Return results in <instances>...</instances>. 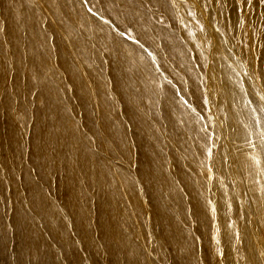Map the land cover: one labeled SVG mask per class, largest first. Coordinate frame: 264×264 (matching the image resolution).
<instances>
[{"label": "bare ground", "instance_id": "1", "mask_svg": "<svg viewBox=\"0 0 264 264\" xmlns=\"http://www.w3.org/2000/svg\"><path fill=\"white\" fill-rule=\"evenodd\" d=\"M88 2L0 0V264H258L263 6Z\"/></svg>", "mask_w": 264, "mask_h": 264}, {"label": "rangeland", "instance_id": "2", "mask_svg": "<svg viewBox=\"0 0 264 264\" xmlns=\"http://www.w3.org/2000/svg\"><path fill=\"white\" fill-rule=\"evenodd\" d=\"M82 1V4H84L86 7H88V10L90 9H93L91 6H89V2L88 0H81ZM167 3H168V6L170 8V11L169 13H166L164 12L163 10H160L156 7H152L146 3H143L144 6H146V8H148L149 10H151L154 14L155 17H158L159 15H163L164 18H165V24L169 27L172 31H174L175 33H178V30L176 27V22H177V18H176V9L173 7L172 5V2L171 0H166ZM258 1V4L259 5H262L263 8H264V0H256ZM213 18V17H212ZM214 20V19H213ZM244 21L243 17L240 18V20L237 22V25H241L242 22ZM257 25V24H256ZM255 25V26H256ZM239 29V28H238ZM259 29V26H256L254 31L257 32ZM240 31V29H239ZM125 32V30L123 29H120V34L123 35ZM245 35L247 34L246 32H244ZM183 40V39H182ZM184 44L186 45V47L188 48L189 52H190V56H191V59H192V63L194 65V68L196 70V72L202 77V84L201 86H203L204 84V79H205V75H204V69L201 67L200 64L197 63L196 61V55H195V52L189 47L188 43H189V40L187 38H185V41L183 40ZM263 51H264V48H261ZM147 50V49H146ZM232 51V50H231ZM150 55L151 53L148 52ZM249 53V52H248ZM158 67V66H157ZM159 68V67H158ZM159 70L161 71V69L159 68ZM182 81H183V89L185 91L184 94H181V97L184 99V101L186 102L187 105L189 106H192L191 102L189 101V97H188V92L190 91V84L185 80L183 79L182 77ZM187 93V94H186ZM41 103V100L39 98H36L34 100V102L32 103V106H39V104ZM200 120L201 122L203 123V126H204V130L205 132L208 134V128H207V125H206V121H205V118L203 116L200 115ZM113 145L109 148V151L113 152L115 156H119L120 157V152H126V151H122V149L120 148H117V146H115L114 143H112ZM131 152H136L135 149L133 148V150H131ZM6 210H4V213L2 214L0 212V232L1 233H6V236L9 237V243L10 245L12 244V240H11V232H12V226H11V218H12V213H13V204L12 203H8L7 206L5 207ZM248 219L250 222H256V217L253 213H249V216H248ZM259 227V225H258ZM146 228V226H145ZM260 237H258L257 240H254V238H250L249 241H248V248H250L254 253H255V258L258 262V264H263V254H261V250H264V244L261 243L262 241H264V238H262L263 236V233L260 232ZM2 237H0V251L3 247V240L1 239ZM62 250H66L65 248H63L61 246ZM67 252V251H65ZM81 253V252H80ZM4 255V254H2ZM30 257V256H29ZM1 261V260H0ZM31 261V260H30Z\"/></svg>", "mask_w": 264, "mask_h": 264}]
</instances>
